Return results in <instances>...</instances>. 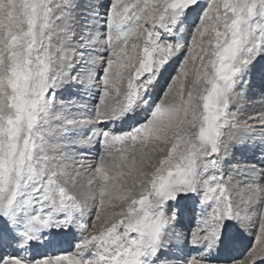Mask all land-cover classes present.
<instances>
[{"label": "snow or ice", "instance_id": "obj_1", "mask_svg": "<svg viewBox=\"0 0 264 264\" xmlns=\"http://www.w3.org/2000/svg\"><path fill=\"white\" fill-rule=\"evenodd\" d=\"M261 60L264 0H0V264H264V166L233 162L264 152Z\"/></svg>", "mask_w": 264, "mask_h": 264}, {"label": "rangeland", "instance_id": "obj_2", "mask_svg": "<svg viewBox=\"0 0 264 264\" xmlns=\"http://www.w3.org/2000/svg\"><path fill=\"white\" fill-rule=\"evenodd\" d=\"M84 2V0H82ZM98 4L101 5H107L108 0H96ZM105 11L104 7H101V12L103 13ZM258 67H264V60L260 61V65ZM191 76H189V80H191ZM250 83L248 84V92L250 99L246 102L247 108L246 110L248 112H258L264 108V82H261L258 75H252L248 77ZM187 83V81H186ZM263 84V85H262ZM71 95H80L79 91L77 89H69L64 88L58 92V98L59 99H65ZM262 96V97H261ZM85 103L88 105L89 108H91L93 105L97 103L96 95L90 94L84 97ZM124 127L127 128L129 125H117V128ZM99 149V145H97V150H89L88 153V159L90 161H95L99 155L97 152ZM239 161L241 165L244 164L252 165L255 164L258 167L264 166V152L261 151V149L258 146H250L247 148H244L243 150H238L235 152L233 157V162ZM227 171V169H226ZM106 211H109L107 208L101 209V215L103 216ZM201 207L199 204V198L195 195H188L181 199L179 202V209H178V221L175 228V233L173 238H176V233L178 239L180 240L178 243V246L168 247L170 248L173 253L168 254H162L169 258H172L174 260H180L183 257H185L188 254H195V250L191 249L186 242V237L192 232V230L197 225V220L199 216L201 215ZM97 225L100 224L99 221H96ZM95 231V230H93ZM232 231L238 235L237 243L235 244L233 249H238L239 253H235V255L240 256L245 251L247 247H249L252 243V237L251 235H244L243 233L239 232V229L233 228ZM236 231V232H235ZM70 244V247L67 246L68 244L65 243L62 246L63 251L71 252L73 251V245L75 241L69 237L68 241ZM236 246H239L238 248H235ZM66 248H68L66 250ZM167 248V250H168ZM233 255V254H231ZM216 264H223V261L218 260L216 261Z\"/></svg>", "mask_w": 264, "mask_h": 264}, {"label": "bare ground", "instance_id": "obj_3", "mask_svg": "<svg viewBox=\"0 0 264 264\" xmlns=\"http://www.w3.org/2000/svg\"><path fill=\"white\" fill-rule=\"evenodd\" d=\"M263 85V84H262ZM262 97V96H261ZM263 101H264V98H263ZM97 150V149H96ZM176 232V231H175ZM236 232V231H235ZM172 236H174V233L173 234H170L169 236H168V240L170 241V245H169V247H176V246H178L179 245V239H178V237H177V235H176V238H173ZM69 243V242H68ZM239 246H236L235 248H238ZM170 253H173V251H171L170 250V248H168V250L166 249V251L164 252V253H162V254H169L170 255ZM235 253H239V250L238 249H233L232 250V252H231V254H233V256H237V255H235ZM174 254V253H173ZM221 261V260H220Z\"/></svg>", "mask_w": 264, "mask_h": 264}]
</instances>
